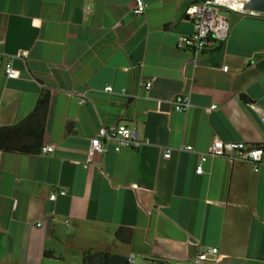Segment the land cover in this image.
I'll list each match as a JSON object with an SVG mask.
<instances>
[{"label":"crops","instance_id":"0c3cea01","mask_svg":"<svg viewBox=\"0 0 264 264\" xmlns=\"http://www.w3.org/2000/svg\"><path fill=\"white\" fill-rule=\"evenodd\" d=\"M143 1L138 15L134 0H0V127L49 94L41 138L40 116L1 134L5 144L41 147L0 150V264H85L87 251L193 264L202 245L218 248L202 264H264V113L251 107L264 111V13L228 12L227 37L195 64L176 41L193 32L185 11L201 0ZM21 52L18 77L7 78L5 56ZM83 91L89 99L79 104ZM176 95L189 98L187 110L172 109ZM118 123L150 143L109 146L84 167L100 126ZM214 137L261 146L259 170L209 157L196 173L197 152ZM56 188L66 194L52 200ZM119 228L131 230L129 243Z\"/></svg>","mask_w":264,"mask_h":264},{"label":"built area","instance_id":"2783aa9c","mask_svg":"<svg viewBox=\"0 0 264 264\" xmlns=\"http://www.w3.org/2000/svg\"><path fill=\"white\" fill-rule=\"evenodd\" d=\"M248 0H201L191 4L185 11L188 17L192 19L194 30L188 35H179L176 41V47L181 50H188L193 56L196 64L198 56L209 49L215 41L224 40L228 34L227 13L236 12L239 14L256 15L258 11L249 9L246 4ZM146 4L143 0H134L132 8L135 14L141 15L144 13ZM90 10V6L86 7V11ZM25 52L17 53L11 56H5L3 61V70L7 78H16L19 71L13 65V59L19 58L25 61ZM1 57V54H0ZM228 66L223 65L222 71H227ZM144 88L148 89L150 82L143 83ZM107 92H113L111 86L104 88ZM121 94H125V90H120ZM131 97V96H130ZM89 99L86 91L78 94V103L82 104ZM171 107L176 112H183L190 106V100L187 96L176 95L170 100ZM213 104L210 109L216 108ZM251 107L258 113L264 111L251 104ZM148 138L143 137L134 128L125 123L114 125H101L97 134L90 139L89 147L86 151V160L83 164L88 167L92 161L94 153H105L109 146L113 150L118 151L121 148L137 149L141 145L149 144ZM54 149L53 145L43 146L41 153H49ZM183 151H194L191 145H182L178 148ZM172 148L166 147L163 149V157L169 158L172 154ZM198 161L195 167V172L200 174L203 171L202 164L209 157H224L230 161L249 163L254 172L259 170L261 163L263 148L261 146H247L244 142L224 141L218 137H214L204 151L197 152ZM58 194L64 195V189L56 188L51 194L50 199L54 200ZM39 225V224H38ZM218 248L212 245H202L198 250L193 264H202L210 260H217Z\"/></svg>","mask_w":264,"mask_h":264},{"label":"trees","instance_id":"16d2710c","mask_svg":"<svg viewBox=\"0 0 264 264\" xmlns=\"http://www.w3.org/2000/svg\"><path fill=\"white\" fill-rule=\"evenodd\" d=\"M48 102H49V94L47 92H44L39 97L33 112L29 114L25 119H23L20 123L9 127H0V150L4 152L18 153V154L37 153L41 147V140H39L35 144L26 145L23 147H16L10 144L3 143L1 141V134H5V132L20 128L21 126L29 123L33 117L37 118L40 116L41 124L39 127L38 134L41 138L44 130V122L42 123V121H44L46 117ZM124 230L126 231L124 232ZM131 235L132 232L128 228H119V230H117L116 232V237L124 243H129L131 239ZM159 261L162 262L163 260H159ZM83 262L85 264H129L127 258L123 256L111 254L108 252H91V251H87L84 253Z\"/></svg>","mask_w":264,"mask_h":264},{"label":"water","instance_id":"95a60500","mask_svg":"<svg viewBox=\"0 0 264 264\" xmlns=\"http://www.w3.org/2000/svg\"><path fill=\"white\" fill-rule=\"evenodd\" d=\"M246 6L249 9L264 13V0H248ZM5 263L15 264V263H12V262H5Z\"/></svg>","mask_w":264,"mask_h":264}]
</instances>
